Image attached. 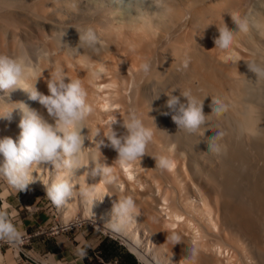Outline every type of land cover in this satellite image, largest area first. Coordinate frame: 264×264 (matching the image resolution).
Returning <instances> with one entry per match:
<instances>
[{"label":"bare ground","instance_id":"obj_1","mask_svg":"<svg viewBox=\"0 0 264 264\" xmlns=\"http://www.w3.org/2000/svg\"><path fill=\"white\" fill-rule=\"evenodd\" d=\"M172 1L162 0L159 11L141 6L126 14L120 3L109 0H0V54L32 64L40 76L35 87L44 95L50 73L63 69L81 80L94 107L82 130L89 137L80 154L82 170L71 182L79 186L77 193L94 187L104 198L92 206L87 196L77 195L61 206L65 216L83 207L86 216L112 229L113 203L131 197L138 217L112 230L143 264H181L182 259L184 264H264V79L247 67L252 61L264 66V14L250 19L249 32L238 34L230 49L217 50V26L225 23L236 30L231 15L245 17L251 0ZM88 28L101 39L99 51L69 48ZM143 63L150 64L148 73L140 69ZM175 88L204 100L206 115L212 114L210 96L221 99L226 110L196 132L178 129L165 94ZM179 89L173 95L179 96ZM0 100V116L23 102L54 123L22 89L8 95L0 91ZM129 110L153 137L141 161L121 166L113 149L101 145L98 150L91 138L97 128L105 131L113 117L118 121L114 130L122 134L119 121ZM19 120V109L10 119L0 117V138L15 140ZM215 131L224 133L219 156L207 153V137ZM160 155L173 161L171 171L155 168L152 156ZM97 161L112 167L111 184L100 175L89 176ZM34 171L37 180L30 185L44 189L43 183L62 174L50 165ZM173 233L181 237L179 244L167 240ZM193 247L194 258L188 252ZM2 258L0 251V264Z\"/></svg>","mask_w":264,"mask_h":264},{"label":"clouds","instance_id":"obj_2","mask_svg":"<svg viewBox=\"0 0 264 264\" xmlns=\"http://www.w3.org/2000/svg\"><path fill=\"white\" fill-rule=\"evenodd\" d=\"M231 18L236 26V30L230 29L225 23L217 26L219 36L214 38L215 49H230L238 34H247L250 30V22L247 17L232 14ZM79 32V30H77ZM66 33L61 35L62 37ZM101 39L92 28L86 29L83 33L79 32V44L76 47H68L76 52L83 46L99 51ZM187 67V61L184 64ZM250 72L254 73L257 79H264V66L255 61L247 62ZM140 69L144 73L150 71V64L143 63ZM40 76L36 75L35 67L23 57H10L0 54V91L8 95L16 89H22L28 94L32 101L39 102L46 109L48 116L54 121L49 123L37 110L30 108L23 102L17 103V107L0 117L11 118L14 109H19L20 120L18 127L20 133L14 140L11 137L0 138V177L17 190L26 191L28 186L37 180L33 176L34 168L42 165H50L56 169L60 175L53 180L43 183L46 196L57 207L68 203L77 195L87 196L94 206L98 198L95 188H81L77 193L78 185L71 182L82 170L81 152L84 149L85 140H89L82 132L88 117L93 113L94 107L88 102L87 91L80 79L68 77L63 69H55L50 73L47 81L48 95L39 92L36 81ZM35 83L29 84V80ZM175 88L171 92L165 93L168 97L167 108L173 113L172 120L178 129H185L188 132H196L205 125L213 116H220L225 110L226 105L215 96H210L212 104L211 115H206L203 111L204 100H200L193 95L190 90H180L179 96L173 95ZM181 97L185 98L182 102ZM155 98H159V94ZM207 98V97H205ZM204 98V99H205ZM167 114V113H166ZM117 117L108 121L105 131L97 128L92 135V141L98 150L101 145L110 147L117 153L115 161L121 166H126L132 162L142 159L146 155V149L153 137L151 128L146 127L143 120L137 115L135 110H129L126 118L119 121L120 126L125 130L122 134L114 130L113 125L117 124ZM102 133V135H101ZM101 138L97 141L95 137ZM224 133L215 131V135L207 137L208 154L219 156L222 154V147L218 143ZM105 140L107 143H105ZM155 160V168L171 171L174 168L173 161L165 155L152 156ZM100 175L104 184L113 182V169L107 164L96 162L89 172L90 177ZM138 209L135 201L131 197L118 199L113 203L112 218L109 226L115 230L120 229L138 217ZM173 245L179 244L181 237L175 233L167 236ZM0 241L7 242L12 246L19 247L23 243V236L18 228L12 223L10 213L0 209ZM194 258L197 249H188ZM78 255L82 258L86 256V250L78 249ZM182 259L181 264H184Z\"/></svg>","mask_w":264,"mask_h":264},{"label":"crops","instance_id":"obj_3","mask_svg":"<svg viewBox=\"0 0 264 264\" xmlns=\"http://www.w3.org/2000/svg\"><path fill=\"white\" fill-rule=\"evenodd\" d=\"M13 194L0 197V209L10 213L12 223L22 236L36 231L37 226L45 221V216L22 212V196H18L17 192ZM78 249L86 250V256L82 258L78 255ZM26 251L23 264H34L38 260L47 264H140L133 252L125 249L116 239L90 229L76 230L71 236L65 232L54 237L34 233Z\"/></svg>","mask_w":264,"mask_h":264},{"label":"rangeland","instance_id":"obj_4","mask_svg":"<svg viewBox=\"0 0 264 264\" xmlns=\"http://www.w3.org/2000/svg\"><path fill=\"white\" fill-rule=\"evenodd\" d=\"M109 1L110 3L112 1L114 3L118 2V4L120 3L119 6L122 8V11L124 10L123 12L126 11L128 14L130 12L134 13L136 11H140L142 9L141 6L142 7L145 6L143 7L142 10H145L147 8L146 6H150V8L152 7L151 9L153 10L156 9L158 11L162 8L161 6L162 3L160 4L162 0H159V1L158 0H109ZM174 1L176 3L172 1L173 4L180 3L179 0H174ZM248 1L249 0H247V2ZM143 3H145L146 5ZM245 7L247 8H244V9H246L249 13L248 16H246L247 11L245 10L244 11L245 17H248V20L253 19V22H255V19L258 18L257 15L260 16L264 14V11H263L264 10V0H251L250 3L249 2L246 3ZM254 13H255V16H254ZM252 15L254 16V18L252 17ZM249 22L250 24L253 23L252 20H250ZM0 103H1L0 104V109H1L2 108L1 106L3 105L1 100H0ZM15 192H17L18 196L19 195L22 196V201H23L22 202V205H23L22 212H25V213L35 212L37 214L40 213L45 216V221L42 223V225H40V227L37 226L36 231L27 233V234H32L34 236V233H35V235L41 234V235H47L49 237H54L56 235H59V233L65 232L71 236L76 230L90 229L91 231L96 232L98 234L106 235L110 237L111 239H116L119 243H121V245L125 249H127L128 251L132 253V251L129 249V246L126 244L123 238H121L120 235H118L116 232H114L109 227L104 226L100 222V220L96 218V216L94 215L92 216L91 214L89 215V213L86 216L84 212L85 210L83 207H79L75 209L76 211L75 210L72 211L73 213L71 212L70 215L65 216L64 215L65 213L62 210L63 208L61 206L60 207L55 206L48 199L44 188L37 187L34 185H29L26 191L18 192L17 190L12 188L3 177H0V197L6 196L9 193L13 194ZM81 220H83L82 225H76V226L71 225L72 222L81 221ZM68 225L69 227H67ZM33 236L30 238L29 241H26L19 247L12 246L4 241H0V251L3 255L2 264H23L24 259H26V256L24 254L27 253L26 249L31 244ZM135 256L137 257V255ZM138 261L140 264H143L139 260V258H138ZM34 264H47V262L45 261L40 262L38 260V261H35Z\"/></svg>","mask_w":264,"mask_h":264},{"label":"built area","instance_id":"obj_5","mask_svg":"<svg viewBox=\"0 0 264 264\" xmlns=\"http://www.w3.org/2000/svg\"><path fill=\"white\" fill-rule=\"evenodd\" d=\"M82 224H83V220L72 222L71 225L76 226V225H82ZM67 227H69V225ZM32 236H33L32 234H26V235H24L23 236V243H25L26 241H29Z\"/></svg>","mask_w":264,"mask_h":264},{"label":"trees","instance_id":"obj_6","mask_svg":"<svg viewBox=\"0 0 264 264\" xmlns=\"http://www.w3.org/2000/svg\"><path fill=\"white\" fill-rule=\"evenodd\" d=\"M102 246H103V244H102Z\"/></svg>","mask_w":264,"mask_h":264},{"label":"water","instance_id":"obj_7","mask_svg":"<svg viewBox=\"0 0 264 264\" xmlns=\"http://www.w3.org/2000/svg\"><path fill=\"white\" fill-rule=\"evenodd\" d=\"M138 259V258H137Z\"/></svg>","mask_w":264,"mask_h":264}]
</instances>
